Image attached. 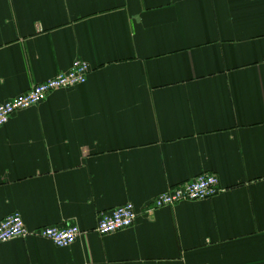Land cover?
Wrapping results in <instances>:
<instances>
[{
  "label": "crops",
  "instance_id": "1",
  "mask_svg": "<svg viewBox=\"0 0 264 264\" xmlns=\"http://www.w3.org/2000/svg\"><path fill=\"white\" fill-rule=\"evenodd\" d=\"M76 59L85 82L0 127V220L81 233L0 264H264V0H0V103ZM206 172L218 194L155 206ZM126 202L135 224L99 234Z\"/></svg>",
  "mask_w": 264,
  "mask_h": 264
},
{
  "label": "built area",
  "instance_id": "2",
  "mask_svg": "<svg viewBox=\"0 0 264 264\" xmlns=\"http://www.w3.org/2000/svg\"><path fill=\"white\" fill-rule=\"evenodd\" d=\"M90 71L91 66L87 61L76 59L66 71L36 83L29 91L0 103V127L4 126L15 112L38 105L52 92L85 82ZM220 191L218 176L215 173L206 172L170 185L156 195L154 204L156 207H163L181 201L205 200ZM137 216L135 205L132 202H126L110 211L103 212L95 230L101 235L115 233L133 226ZM80 233L81 230L75 224L29 229L19 212L11 213L0 220V243L34 235L50 239L56 245L66 247L73 244Z\"/></svg>",
  "mask_w": 264,
  "mask_h": 264
},
{
  "label": "trees",
  "instance_id": "3",
  "mask_svg": "<svg viewBox=\"0 0 264 264\" xmlns=\"http://www.w3.org/2000/svg\"><path fill=\"white\" fill-rule=\"evenodd\" d=\"M189 180V179H188ZM186 181V180H185ZM182 182V181H181Z\"/></svg>",
  "mask_w": 264,
  "mask_h": 264
}]
</instances>
